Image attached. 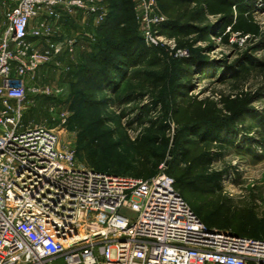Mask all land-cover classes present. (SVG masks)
<instances>
[{"label":"rangeland","instance_id":"obj_1","mask_svg":"<svg viewBox=\"0 0 264 264\" xmlns=\"http://www.w3.org/2000/svg\"><path fill=\"white\" fill-rule=\"evenodd\" d=\"M152 3L156 44L145 41L135 0L125 23L93 16L85 50L39 67L24 124L56 130L85 167L142 178L158 162L186 181L219 172L218 185L181 190L188 205L232 231L264 220V0ZM195 127L200 135L185 139Z\"/></svg>","mask_w":264,"mask_h":264},{"label":"built area","instance_id":"obj_2","mask_svg":"<svg viewBox=\"0 0 264 264\" xmlns=\"http://www.w3.org/2000/svg\"><path fill=\"white\" fill-rule=\"evenodd\" d=\"M146 24L152 0H135ZM94 0H17L0 35V264H264V240L207 226L163 171L148 178L80 165L60 134L23 122L39 67L57 52L28 40L50 33L41 11Z\"/></svg>","mask_w":264,"mask_h":264},{"label":"crops","instance_id":"obj_3","mask_svg":"<svg viewBox=\"0 0 264 264\" xmlns=\"http://www.w3.org/2000/svg\"><path fill=\"white\" fill-rule=\"evenodd\" d=\"M17 0H0V4H5L9 8ZM99 9V12L104 14V20L109 13V3L107 0H94ZM58 15L49 16L46 11H41L40 18L32 21L34 26H41V21H44L50 27V33L41 37L30 36L28 40L32 46L41 51L47 48V43H55L57 52L43 64L50 65L52 61L59 60L60 55H70L77 53L80 50H85L86 44L92 40L94 33L92 32L95 26V20L89 11L88 7H72L68 8L66 4L58 8ZM92 26V27H91ZM89 27H91L89 29ZM89 46V45H88Z\"/></svg>","mask_w":264,"mask_h":264},{"label":"trees","instance_id":"obj_4","mask_svg":"<svg viewBox=\"0 0 264 264\" xmlns=\"http://www.w3.org/2000/svg\"><path fill=\"white\" fill-rule=\"evenodd\" d=\"M108 3H109V13L106 17L105 20H103L102 22V25H110V24H116L118 25V22L120 23H125V21L131 19L133 16L130 14V7H129V1L130 0H107ZM176 2H181L183 0H174ZM116 9H120L121 11V16H120V13L119 15L116 14L117 16H114L115 15V10ZM115 17V19H114ZM121 17V18H120ZM113 21H116V22H113ZM98 58V57H97ZM112 68H115V65H113ZM117 70V68H116ZM106 75V73L104 74V76ZM164 130L168 128V125H164L163 126ZM164 132V131H163ZM220 132V129L218 127H214L212 128V130H209L207 132V134H210L211 136H216L218 133ZM190 135H196V136H199L200 135V128H189V130L187 132H185L184 134V138L187 139L186 137L187 136H190ZM168 143V139H166L164 141V144H167ZM185 151L186 149H184L181 145H180V141L177 140L175 143H174V152L176 153H179L180 155L183 156V160H187V155L185 154ZM93 169H96V170H100V171H105V172H109V173H113V174H121V173H114V172H110L108 170H104V169H101L99 167H91ZM157 169V170H156ZM160 169H158V162L155 163L153 165V168H152V174L150 176H147V177H142V178H148V177H151L153 175H155L157 172H159ZM163 171L170 175L169 174V171H168V166L163 169ZM121 175H127V174H121ZM137 177H140V176H137ZM173 177V176H171ZM220 177H221V173L219 172H211V173H202V174H199L197 175L193 180H189V181H186L184 180L182 177H173L174 179V185L176 187V189L179 191V193L182 195V197L185 199V197L183 196L181 190H195V189H200V185H218V182L220 180ZM186 201V200H185ZM187 202V201H186ZM191 207V206H190ZM191 209L197 214V216L209 227H215V228H218L220 230H223V231H227L231 234H234V235H238V236H248V237H255V238H259V239H262L264 240V220L262 219H255L253 221H250V222H247L246 223V226H241L239 227L236 231H232L230 230L229 228V223L226 222V223H223V221H221V219L219 218H213V217H209V216H202L201 212L199 210H195L193 207H191ZM230 230V231H228Z\"/></svg>","mask_w":264,"mask_h":264}]
</instances>
